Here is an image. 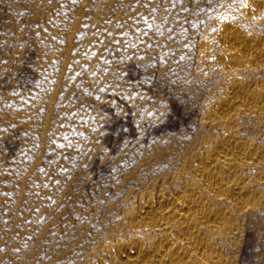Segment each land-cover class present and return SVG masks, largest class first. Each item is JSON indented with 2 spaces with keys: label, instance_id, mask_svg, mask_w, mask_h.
Listing matches in <instances>:
<instances>
[{
  "label": "rangeland",
  "instance_id": "374dc122",
  "mask_svg": "<svg viewBox=\"0 0 264 264\" xmlns=\"http://www.w3.org/2000/svg\"><path fill=\"white\" fill-rule=\"evenodd\" d=\"M244 2L0 0V264H119L107 245L158 239L128 220L225 136L263 156L235 166L249 206L209 198L234 224L212 241L264 264V117L216 116L233 79L264 87V68L224 67L223 23L264 38Z\"/></svg>",
  "mask_w": 264,
  "mask_h": 264
},
{
  "label": "bare ground",
  "instance_id": "6f19581e",
  "mask_svg": "<svg viewBox=\"0 0 264 264\" xmlns=\"http://www.w3.org/2000/svg\"><path fill=\"white\" fill-rule=\"evenodd\" d=\"M244 4L246 9L244 11L251 15L264 10V0H247ZM219 30L218 39L227 50V56L224 59L226 70L236 69L235 73L240 75L243 70L248 68L254 70L264 68V38H261L263 36L260 37L261 39L253 40V37L243 34L244 32L239 27L229 24L228 21L223 23ZM241 75L244 76V74ZM259 80L261 81V79ZM258 85L256 84V86ZM229 87L226 97L223 95L225 99L218 104L217 118L223 123L232 125L235 121V114L233 115L235 109L239 110L238 113L249 111L264 117V87L260 91H254L251 85L252 89L244 86V83L241 85L237 79H233ZM227 127L229 126L227 125ZM216 142L218 141L216 140ZM245 143L242 140L237 141L225 136L217 144L213 143V147L209 152H206L207 154L205 153L206 155L202 153L204 155L202 159L198 157L200 160L198 159L199 162L196 161V164L192 166L190 178L182 177L183 180L180 182L183 191L180 187L181 193L177 191L176 195L167 198L166 194L165 198L161 195L157 198L150 196V198L144 199V203L140 204L139 214L131 217L128 220L129 224L138 231L157 230L162 232L161 236L157 235L158 239L153 240L152 238V242L150 240L146 244L141 240L142 238L136 237L128 242H119L114 247L109 244L105 252L118 259L119 264H224L219 246L217 247L214 240L212 241L214 238L211 235L214 237L224 235L233 229L234 224L230 219V212L227 213L224 208L212 206L209 198L226 200L239 210L250 203L252 196L247 189L249 186L244 187L238 182L239 180L234 179L235 166L238 163L254 162L262 157L263 153L262 156L257 155L255 150ZM256 151L258 152V150ZM258 153L261 154V152ZM182 171L180 174L183 173ZM177 182L179 181L177 180ZM162 193L160 191V194ZM252 195L254 196V193Z\"/></svg>",
  "mask_w": 264,
  "mask_h": 264
}]
</instances>
